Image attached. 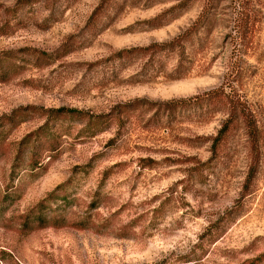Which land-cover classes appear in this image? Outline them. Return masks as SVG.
Wrapping results in <instances>:
<instances>
[{"label": "rangeland", "instance_id": "obj_1", "mask_svg": "<svg viewBox=\"0 0 264 264\" xmlns=\"http://www.w3.org/2000/svg\"><path fill=\"white\" fill-rule=\"evenodd\" d=\"M181 1L0 0V264H182L188 253L193 264H240L264 251V0H244L242 42L239 0H221L183 51L117 56L170 41L203 14V0ZM225 81L259 127L257 181L241 200L243 126L225 163L189 176V159L210 155L222 102L191 101L169 126L144 110ZM102 114L113 120L92 129L88 117ZM37 146L44 166L30 163Z\"/></svg>", "mask_w": 264, "mask_h": 264}, {"label": "trees", "instance_id": "obj_2", "mask_svg": "<svg viewBox=\"0 0 264 264\" xmlns=\"http://www.w3.org/2000/svg\"><path fill=\"white\" fill-rule=\"evenodd\" d=\"M189 0H182L175 8L182 9L184 6L188 4ZM221 0H203L204 3V11L192 24H190L183 32L172 38L170 41L161 43V44H153L150 47H134L129 49H122L117 53V56L120 58L130 57L134 54L146 55L150 53L154 55L156 53H169L173 51H183L185 44L193 43L195 39L199 41L201 37L202 31L208 29L212 19L210 17L213 15L212 12L219 6V2ZM238 8H240L238 12V16L236 17V27L238 28L239 40L242 42L244 38V33L246 28H248V24L251 22L250 11L247 9V5L244 0L238 1ZM173 12V9H169L166 13ZM163 13V16L166 14ZM101 16V13L98 14L96 19ZM162 16V15H161ZM211 21V22H210ZM95 22V21H94ZM179 66L176 68L175 72L179 71ZM2 70V69H0ZM1 73V71H0ZM181 73H179L180 75ZM5 76L0 75V79L4 80ZM234 77L231 80H236ZM230 80V81H231ZM225 81L218 88L211 89L209 91L204 92L202 96L196 95L194 97L184 99H170L161 102H148L145 109L147 111H154L151 117L148 119V123L153 126L159 125L162 121H164L166 126H169L176 118L177 115L186 110L190 105L191 101L194 103L203 102L206 103L208 107L222 102L226 111L224 113V119L221 122V125L217 131V133L213 136L208 137L206 140L209 142V157L200 162L197 159L190 158L189 160H195L196 165L190 170V179L194 176V174H201L202 171L208 169V172L214 171L215 165L219 163H225L228 155L230 153V145L235 132L243 126L246 130L248 147H249V164L247 168L246 175L241 185L240 198H245L253 193L255 189V184L257 181V175L260 166V138H259V127L257 124V120L253 115V111L250 109L247 101L237 93L236 88L232 85V83ZM198 101V102H196ZM142 104L139 100H134L130 103L123 104L118 107L116 112H125L129 110H133L135 108H139ZM193 106V104L191 103ZM56 116H67V115H82L81 111L66 109V108H58L54 111ZM110 114H102V115H90L88 118L90 119L89 124L91 128L94 129L96 127H101L103 123H109L110 120H113V115L110 117ZM40 145V144H39ZM58 145L53 141V144L50 145L49 148L44 149L46 153L51 155H47L49 159L54 156L58 152ZM42 152L39 150V146L34 147L30 157V163L35 166H42L44 163L39 160L37 157ZM48 159V160H49ZM45 165V164H44ZM43 165V166H44ZM195 171V172H192ZM95 204V203H93ZM41 206V204H39ZM241 204L238 205V209ZM232 213V212H231ZM231 213L229 216H231ZM39 222L38 228L46 227V221L42 219L37 220ZM87 222V223H85ZM89 220L83 221L82 225H79V228H84L85 226H89ZM107 226V225H106ZM193 255L194 253H188L181 256L182 264H193ZM264 262V251L254 257L248 258L240 264H262Z\"/></svg>", "mask_w": 264, "mask_h": 264}]
</instances>
